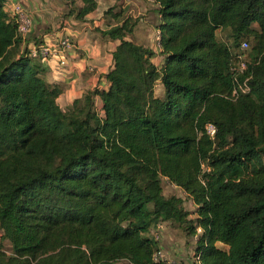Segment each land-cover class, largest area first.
<instances>
[{
	"label": "trees",
	"instance_id": "trees-1",
	"mask_svg": "<svg viewBox=\"0 0 264 264\" xmlns=\"http://www.w3.org/2000/svg\"><path fill=\"white\" fill-rule=\"evenodd\" d=\"M62 1L77 20L97 6ZM150 1L162 64L131 39L136 21H118L100 31L118 41L107 89L62 109L0 0V264H154L149 229L190 224L162 178L196 206L184 228L201 229V264H264V0ZM242 41L249 91L233 99Z\"/></svg>",
	"mask_w": 264,
	"mask_h": 264
},
{
	"label": "crops",
	"instance_id": "crops-1",
	"mask_svg": "<svg viewBox=\"0 0 264 264\" xmlns=\"http://www.w3.org/2000/svg\"><path fill=\"white\" fill-rule=\"evenodd\" d=\"M95 1L97 5L95 10L86 15L83 20H77L69 14V9L62 0H4L5 10L10 9L14 3H20L31 15V32L22 38V47H26L28 51L35 45H52L62 37H69L73 41L75 47L68 53L66 65L63 68L59 67L55 58L42 61L46 68L43 76L45 81L61 89L57 103L62 109L68 108L74 100L79 99L89 90L107 89L108 83L105 76L112 68V53L118 41L103 37L100 31L124 20L121 15L117 19L114 15L121 14L120 10L126 9V6H129L127 8L137 22L131 39L155 52L152 58L154 65L159 67L162 64L160 48L155 38L159 16L157 6L153 2L150 0ZM76 4L81 5L79 0ZM105 7L113 12H116L114 7H118L119 12L112 14V12L107 13V10L104 15ZM152 28L155 35L153 45L150 41ZM88 67H93L94 71L90 72ZM97 104L100 106L98 100ZM175 241L174 238L170 243L160 241L158 246L170 254L172 260L180 261L183 260L184 248L182 249L177 243L174 245ZM190 261L191 258L188 262Z\"/></svg>",
	"mask_w": 264,
	"mask_h": 264
},
{
	"label": "built area",
	"instance_id": "built-area-1",
	"mask_svg": "<svg viewBox=\"0 0 264 264\" xmlns=\"http://www.w3.org/2000/svg\"><path fill=\"white\" fill-rule=\"evenodd\" d=\"M11 14L16 23V30L18 35L21 38H25L32 29V18L28 10L20 3H14L10 7ZM156 42L159 47L160 33L156 32ZM74 43L69 37H62L56 43L49 44H40L33 46L28 52L27 55L31 58H38L41 61H46L50 58H55L58 62L59 67L63 68L66 65V59L68 53L74 49ZM249 48V44L246 41H242L239 45V53L236 54L234 61L230 64V73L233 78L234 88L231 94V97L235 99L240 93H246L249 91V88L246 84L247 79L240 82L239 76L242 75L248 68V61L245 55V52ZM90 72L94 71L93 67H88ZM206 134L210 138H214L216 129L213 124H207L205 126ZM164 223L158 222L156 225L149 229V236L158 242L163 233ZM197 232H201L200 228H197ZM152 261L154 264H201V253L193 252L191 261L183 263L180 261L171 260L169 261L161 248L153 253Z\"/></svg>",
	"mask_w": 264,
	"mask_h": 264
},
{
	"label": "rangeland",
	"instance_id": "rangeland-1",
	"mask_svg": "<svg viewBox=\"0 0 264 264\" xmlns=\"http://www.w3.org/2000/svg\"><path fill=\"white\" fill-rule=\"evenodd\" d=\"M127 7H129V6H126L127 10L126 9L120 10L121 11L120 15L122 16L123 19H128V21L132 23L135 21V17L132 15V12L129 11V9ZM107 10H108L107 7L103 8L104 15H105ZM114 10L116 12L112 11V14L119 12L118 7H114ZM134 15L136 16V14H134ZM136 25H137V22H136L134 28L136 27ZM154 36L155 35H154L153 28H152L151 38H150L152 45L154 44V40H153ZM216 36H217V39L222 41L223 43H227V44L231 43V40L228 37V32H226V31H217ZM248 44L250 46L249 42H248ZM246 54H247V51L245 52V55ZM154 93L156 96L162 95V89H161L159 83L156 85ZM161 186H162L163 194L165 196L174 195V196L179 197L183 200V207L185 210H187L189 212L188 219L190 221L189 223L192 225V222L194 221L195 215H196L195 214L196 206L194 205L193 201L180 188L174 186L172 183H170L165 178L161 179ZM163 223H164V229L162 231L163 233L161 234V238L158 242L166 241L167 243H170L171 240L174 238L177 242L175 241L173 244L175 245V243H177L178 245L181 246L182 249L184 248V254L182 256L183 260H180V262H183V263L188 262L192 256L193 252H195V250L197 248V242H198V239H199L201 232L200 233L197 232L195 235L189 234V232H188L189 230L185 229L184 227H189L190 224H185L184 226L179 227L177 225H172L168 222H163ZM146 235L149 236V233H147ZM0 247L8 255L11 254V246L7 240L1 239V231H0ZM172 247H173V245H172ZM217 247L220 249H224V250L227 249V247L225 245L220 244V243L217 244ZM163 252H164L165 257L169 261H171L172 258H170V254L166 253L165 251H163ZM175 261H177V260H175ZM116 264H129V263L127 261H119Z\"/></svg>",
	"mask_w": 264,
	"mask_h": 264
}]
</instances>
